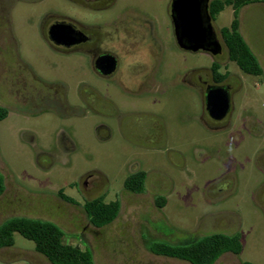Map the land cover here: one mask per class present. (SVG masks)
<instances>
[{
    "label": "rangeland",
    "instance_id": "1",
    "mask_svg": "<svg viewBox=\"0 0 264 264\" xmlns=\"http://www.w3.org/2000/svg\"><path fill=\"white\" fill-rule=\"evenodd\" d=\"M169 2H143L165 46L164 62L177 64L179 68L188 64L208 67L211 59L207 55L170 48ZM20 15L18 7L14 8V30L23 41L21 57L38 69L39 57H48L49 64L55 65L48 69V78L66 81L74 88L78 71H66L61 65L67 62L46 54L34 43H24L36 38L30 30L25 36ZM239 19L242 38L263 72L259 77L245 75L230 63L241 81L242 108L259 125L256 135L245 136L240 142L216 137L192 120L186 132L189 138H182L185 131L176 124L170 125L169 135L176 139L161 145L124 142L117 134L100 139L96 128L101 124L113 126L106 117L107 105L97 104L100 115L82 111L79 92H65L68 104L73 107L70 110L42 113L39 104L22 103L16 110L13 92H1L0 79V105H7L8 110L6 118L0 121V173L6 186L0 196V225L12 217L50 221L63 230L65 243L89 249L94 264H189L159 256L150 247L154 243L188 244L214 233H237L241 253H224L214 264H264V5L243 7ZM231 21L232 10L226 7L215 17L214 25L217 29L226 28ZM99 93L127 105L123 107L125 110L156 112L155 106L127 101L117 97L116 92ZM191 103L198 114L199 100L192 99ZM178 105L176 112L181 118L187 116L182 99ZM163 111L165 115L172 114L170 108ZM24 132L34 139V147L22 139ZM60 134L72 142L68 155L54 161L41 159L37 164L36 150L54 149ZM133 161L141 162L150 172L144 193L136 197L118 193L120 208L116 219L99 229L88 225L82 200L71 187L78 184L80 193L85 194V178L79 179L80 176L97 171L100 176H93L104 184L101 193L111 199L121 186L126 166ZM59 190L79 205L60 200L56 195ZM156 197L165 200L161 209L153 203ZM0 264L49 263L34 251L31 241L15 233L13 246L0 249Z\"/></svg>",
    "mask_w": 264,
    "mask_h": 264
},
{
    "label": "flooded vegetation",
    "instance_id": "2",
    "mask_svg": "<svg viewBox=\"0 0 264 264\" xmlns=\"http://www.w3.org/2000/svg\"><path fill=\"white\" fill-rule=\"evenodd\" d=\"M199 1L202 8L203 0ZM215 1L222 0L207 1L210 23L220 44V53L212 55L210 52H191L179 44L172 19L173 0H170V48L193 54L203 53L211 59L208 67L188 64L187 67L179 68L177 64L164 62L165 46L158 36L153 19L143 6L144 0H0L1 92H13L11 97L16 110L21 103L39 104V112L42 113L70 110L73 107L68 104L65 92H79V108L82 111L100 115L97 104L107 105L109 113L106 117L113 126L99 125L95 133L100 139L107 140L117 134L124 142L161 145L172 138L176 139L169 135L170 125L176 124L185 131L182 138H189L187 130L192 120L216 137L240 142L245 136L256 135L259 125L254 116L242 108L240 78L230 68L232 62L227 57L220 29L214 25L216 16L212 17L209 12L210 5ZM16 7L21 12L19 18L22 20L23 33L28 36L30 30L36 38L34 42L24 43H34L46 54L67 62V65H61L66 67V71H78L79 77L74 88L66 81L48 78V69L55 68V65L49 64L48 57H39V69L21 57L23 41L17 36L12 20V12ZM99 92H116L117 97L127 101L144 102L150 108L155 106L156 112L125 110L123 107L127 105H120ZM180 99L188 113L182 118L176 112ZM192 99L199 100L198 114L194 113ZM6 106L0 105V108L7 110ZM164 108L172 109V114L165 115ZM22 139L35 146L34 139L27 132L22 134ZM71 148V140L60 134L54 149L36 150L37 164L41 159L54 161L64 157ZM148 173L141 162H130L120 188L111 199H107L105 192L101 193L104 184L93 176H100L97 171L85 172L80 176L79 179L85 178V194L80 193L78 184L71 188L79 194L83 212L85 203L99 200L104 203L116 201L119 212L118 193L122 192L128 197L143 194ZM138 178L144 180L142 191L126 187L127 181L133 183ZM5 191L4 181L0 196ZM56 195L66 203L79 205L60 190ZM160 198L163 197L153 199L159 209L162 208L157 204ZM88 225L95 229L107 226L98 227L89 220Z\"/></svg>",
    "mask_w": 264,
    "mask_h": 264
},
{
    "label": "trees",
    "instance_id": "3",
    "mask_svg": "<svg viewBox=\"0 0 264 264\" xmlns=\"http://www.w3.org/2000/svg\"><path fill=\"white\" fill-rule=\"evenodd\" d=\"M264 4V0H222L210 5V15L217 16L224 8L232 10V21L226 28L220 29L227 57L230 62L245 75L259 77L262 75L261 66L254 53L247 46L239 32V11L251 4ZM7 110L0 108V121L6 118ZM143 178L135 182H126L130 190L142 191ZM4 190V179L0 173V194ZM164 198L157 200L159 207H163ZM84 212L91 224L104 226L112 222L118 213V203H104L101 200L85 203ZM19 234L22 238L31 241L34 251L43 256L49 264H94L89 249L67 244L63 241V230L56 224L34 218L12 217L0 225V249L13 246V235ZM151 252L181 260L189 264H214L224 253L239 255L242 250L240 236L236 234L214 233L205 235L188 244L169 245L154 243ZM242 264H252L242 262Z\"/></svg>",
    "mask_w": 264,
    "mask_h": 264
},
{
    "label": "water",
    "instance_id": "4",
    "mask_svg": "<svg viewBox=\"0 0 264 264\" xmlns=\"http://www.w3.org/2000/svg\"><path fill=\"white\" fill-rule=\"evenodd\" d=\"M207 1L173 0L172 19L179 44L191 52L220 53V44L210 23Z\"/></svg>",
    "mask_w": 264,
    "mask_h": 264
},
{
    "label": "crops",
    "instance_id": "5",
    "mask_svg": "<svg viewBox=\"0 0 264 264\" xmlns=\"http://www.w3.org/2000/svg\"><path fill=\"white\" fill-rule=\"evenodd\" d=\"M258 4H261V3H258ZM262 5H264V4H262ZM242 9V8H241ZM239 15H240V11H239ZM238 19H239V16H238ZM240 19H239V32H241V26H240ZM241 34V33H240ZM242 36V35H241ZM244 40V39H243ZM258 60V59H257ZM259 62V61H258ZM263 73V72H262Z\"/></svg>",
    "mask_w": 264,
    "mask_h": 264
}]
</instances>
